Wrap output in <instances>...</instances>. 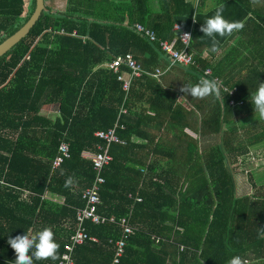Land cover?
<instances>
[{
    "label": "trees",
    "instance_id": "16d2710c",
    "mask_svg": "<svg viewBox=\"0 0 264 264\" xmlns=\"http://www.w3.org/2000/svg\"><path fill=\"white\" fill-rule=\"evenodd\" d=\"M45 3L48 10L30 34L0 59V264L16 259L9 237L46 227L55 234L60 259L34 264H60L78 228L77 213L86 205L83 192L96 179L94 163L83 153H97L105 145L96 132L115 127L126 98L109 69L117 51L121 57L132 55L147 72L133 82L129 114L120 121L126 129L119 128V135L128 147L112 149L113 155L137 148L147 153L126 162L115 157L101 192L99 213L129 218L135 229L121 264H228L233 256L264 264L259 232L264 228V184L255 183L252 193L239 195L235 179L236 168L244 174L254 162L253 148L264 141V120L250 102L264 82V0H200L198 7V0H67L65 10ZM210 3L215 4L211 9ZM220 4L226 20L244 27L218 36L219 51L211 53L200 28ZM256 5L259 11L251 13ZM35 7V0L27 9L26 0H0V44L29 20ZM136 23L155 30L160 40L178 36L172 32L175 23L185 30L194 25L195 64L169 69L170 59L157 42L136 32ZM231 42L238 46L230 48ZM167 68L155 80L149 76ZM202 76L219 82V99L197 100L180 91ZM83 94L91 103L84 114L75 113ZM57 103L61 118L54 122L42 111ZM142 138L144 145L138 144ZM64 144L70 158L56 168ZM69 176L74 184L66 188ZM27 193L32 203L21 202ZM47 194L64 196V204ZM84 227L99 241L77 245L75 264H112L123 228L91 221Z\"/></svg>",
    "mask_w": 264,
    "mask_h": 264
},
{
    "label": "built area",
    "instance_id": "2783aa9c",
    "mask_svg": "<svg viewBox=\"0 0 264 264\" xmlns=\"http://www.w3.org/2000/svg\"><path fill=\"white\" fill-rule=\"evenodd\" d=\"M197 3V7L199 5ZM196 20L194 21V24ZM137 31L147 38L153 44H158L159 38L157 34L151 29L144 25L137 24ZM174 31L177 37L172 40L159 41V47L161 51L167 56L170 61V68L174 66H191L195 64V53L192 51V35H194V25L190 30H185L180 24L175 25ZM190 36V37H189ZM110 69L118 77L119 80L123 82L124 89L129 91L132 88V84L135 80L141 79L147 72L143 70L142 67L138 65L135 58L132 55L126 57H118L112 64H110ZM124 68H128L131 71L129 76L123 74ZM164 72L161 70H156L153 73H149L150 77L159 78ZM208 74H211L210 72ZM127 112V110H126ZM105 145L99 147V153L94 158V169L96 171L95 182L88 187L82 195L85 200L86 205L84 208L80 209L77 213L78 228L76 232L71 236L70 242L66 245V253L62 257L60 264H75L72 257L74 249L77 245H82L88 240L99 241V238L94 235H89L86 232L84 223L86 221H91L97 225H119L123 228V238H120L116 242L115 259L112 264H121L123 258L125 247L127 244V239L135 234V229L129 224V218H123L118 220L116 216L107 217L102 213H99V208L102 205L101 192L107 183L105 177L106 169L113 163L114 155L112 149L114 145L122 144V139L117 134V129L113 128L108 131H101L96 134ZM70 158V149L68 145L64 144L60 150V156L58 157L55 167L60 168L65 160ZM141 201V199H138Z\"/></svg>",
    "mask_w": 264,
    "mask_h": 264
},
{
    "label": "clouds",
    "instance_id": "9594fccd",
    "mask_svg": "<svg viewBox=\"0 0 264 264\" xmlns=\"http://www.w3.org/2000/svg\"><path fill=\"white\" fill-rule=\"evenodd\" d=\"M255 2V0H254ZM224 4L217 6L215 15L207 18L201 25L200 31L210 40L208 51L216 53L219 51L220 41L217 37L233 35L234 32L243 29L244 25L240 22H230L223 16ZM190 37V36H189ZM180 91L185 95L197 100H204L208 97L219 99L221 97V85L215 79L200 77L195 84H183ZM250 102L253 105L254 114L259 119L264 120V82H261L255 93L250 95ZM65 173L61 171L63 176ZM74 178L69 176L65 180L64 186L71 188ZM261 236H264V228H260ZM7 243L14 250L16 259L14 264H34V261L51 260L53 262L60 259L59 245L55 240V234L51 228H44L34 234H22L9 237ZM31 253V254H30ZM228 264H248V261L240 256H233Z\"/></svg>",
    "mask_w": 264,
    "mask_h": 264
},
{
    "label": "crops",
    "instance_id": "0c3cea01",
    "mask_svg": "<svg viewBox=\"0 0 264 264\" xmlns=\"http://www.w3.org/2000/svg\"><path fill=\"white\" fill-rule=\"evenodd\" d=\"M209 9H211V8H213L214 6H215V4L214 3H210L209 5ZM243 9V8H242ZM259 10H258V7H257V5L256 6H252L251 7V9H250V12L251 13H254V12H258ZM236 13H238V14H241L242 13V11H240V8L238 7L237 8V12ZM229 19V18H228ZM249 19V18H248ZM248 19H246V20H244V21H248ZM228 21H230V22H233V21H235V20H233V21H231L230 19L228 20ZM261 23L262 22V19H260V18H256V23ZM137 24H141V25H144V26H146L145 24H143V23H136L135 25H134V28H135V30H136V32L139 34V35H141L138 31H137ZM177 24H179V23H175L174 24V26H173V29H172V32H173V34H175L176 35V33H175V31H174V27H175V25H177ZM147 27V26H146ZM147 28H149V27H147ZM149 29H151V28H149ZM152 31H154L156 34H157V36H159L158 35V33L155 31V30H153V29H151ZM142 36V35H141ZM147 40H149V38H146ZM167 40H172V39H167ZM150 41V40H149ZM159 41L161 42V41H166V40H160L159 39ZM159 41H158V44H159ZM151 42V41H150ZM236 46H238V42H231V45H230V48H233V47H236ZM115 54L116 55H114L115 57H114V61L118 58V57H121V55H120V51H117V52H115ZM92 57V56H91ZM205 59H207V60H209V61H211L212 59H211V57L209 56V55H206L205 56ZM113 61V62H114ZM112 64V63H111ZM109 66V65H108ZM108 66H106L107 67V69H108ZM109 69H110V67H109ZM127 70L125 71V72H123V74L125 73V75L126 76H129L130 74H129V69L128 68H126ZM169 69H171V68H169ZM168 68H167V70H166V72L165 71H162V72H164V74H167L170 70H169ZM111 70V69H110ZM149 72H152V71H149ZM79 76L81 75L82 77H86V74L84 73V72H80V74H78ZM114 75L115 76H117L115 73H114ZM89 77H90V75H89ZM117 79H118V81L122 84V86H123V90H124V92L126 93V98H124V101H123V105L121 106V108H119V118H118V122H117V124L115 125V127H112V128H110V129H113V128H116L117 129V134H118V136L121 138V136L119 135V130L120 129H126V126L124 125V124H120V121H121V119H122V116H126V115H128L129 113H128V111H129V108L128 107H126V104L129 102V99H130V94H131V92H132V88L129 90V91H127V90H125L124 89V84H123V82L122 81H120L119 80V77L117 76ZM152 79H157V78H152ZM84 92V91H83ZM84 99V100H83ZM79 102H81V103H79ZM91 103V99H87V98H85L84 97V94H83V96L81 95L80 97H79V99H78V102H77V107H76V110H75V113H77V112H80L81 114H84L85 113V108H86V106H89V104ZM126 110H127V112H126ZM42 114L44 115V116H46V117H48L49 119H51L52 121H54V122H56L57 120H60V118H61V111H60V105H59V103H57V104H53V105H45V107L43 108V111H42ZM145 122H148V123H150L148 120H146L145 119ZM120 128V129H119ZM109 130V129H108ZM101 131H106V130H100V131H98V132H101ZM98 132H96V134L98 133ZM98 139H100L97 135H95ZM197 136V135H196ZM122 139V141H125V142H122V144H119V145H121V146H123V147H128V141L127 140H124L123 138H121ZM101 140V139H100ZM140 141L138 142V144H143V142H141V141H144V142H146V139H144V138H142V139H139ZM102 141V140H101ZM144 145V144H143ZM115 146H118V145H114V147ZM114 150H115V148H114ZM98 152H99V147H98ZM98 152L97 153H95V152H91V151H89V152H84L83 153V158L85 159V160H88V161H91L92 163H94V158H95V156L98 154ZM141 153H144V154H146L147 152L146 151H144L143 152V150H142V148L140 149V148H137L136 150H131V151H129V152H127V153H124L122 150H118V152H117V150H116V152H114V160H115V157H120V161H122V162H126V161H128V160H130L131 158H137L138 157V155H140ZM114 162V161H113ZM112 165V164H111ZM110 165V166H111ZM109 166V167H110ZM249 166V165H248ZM95 170V169H94ZM107 170V169H106ZM264 171V168H260L259 170H256V171H249V172H246L245 171V173H246V176H250V180L251 181H253L252 182V184L255 186V183H257V184H259V185H262V184H264V176H262L261 175V173ZM96 172V171H95ZM259 172H261V173H259ZM254 173H256L255 175H253ZM253 177V180H252V177ZM141 185V184H140ZM139 185V186H140ZM139 188H141V186L139 187ZM245 194V193H244ZM30 197V195L27 193V194H23V197L21 198V202H23V203H32V202H30L31 201V199L29 198ZM130 197L131 198H133V195H130ZM46 198H50L51 200H53V202H55V203H58V204H64V201H65V197L64 196H49V194H47V196H46ZM26 200H29V201H26ZM137 201H138V199H137ZM142 201V200H141ZM141 201H138V202H141ZM52 216H54L55 214H51ZM138 229H140L138 226H136ZM177 261H178V259H177ZM174 262H172V261H170L169 260V264H173ZM178 263V262H177ZM178 264H180V263H178Z\"/></svg>",
    "mask_w": 264,
    "mask_h": 264
},
{
    "label": "rangeland",
    "instance_id": "374dc122",
    "mask_svg": "<svg viewBox=\"0 0 264 264\" xmlns=\"http://www.w3.org/2000/svg\"><path fill=\"white\" fill-rule=\"evenodd\" d=\"M49 1L51 7L53 8H59L61 10H65L67 8V0H53L51 3ZM30 3V0H26V9L28 8ZM234 90L231 91V93ZM189 134L192 136H196L197 134L194 131H189ZM254 156H252L253 161L252 163L248 164L246 167H244V170L246 172L249 171H256L260 168H264V141L263 144L253 148ZM261 173V172H259ZM254 173L253 175H255ZM262 176H264V171L261 173ZM235 179L237 183L238 188V194L244 195V193H252V191L255 189L254 185L252 184L253 181L250 180V176H246V173H242V168H236V174Z\"/></svg>",
    "mask_w": 264,
    "mask_h": 264
},
{
    "label": "water",
    "instance_id": "95a60500",
    "mask_svg": "<svg viewBox=\"0 0 264 264\" xmlns=\"http://www.w3.org/2000/svg\"><path fill=\"white\" fill-rule=\"evenodd\" d=\"M36 7L29 18V20L11 37L5 39L2 44H0V59L9 54L21 41H23L33 30L36 24L41 19L44 12L48 9L46 7L45 0H35Z\"/></svg>",
    "mask_w": 264,
    "mask_h": 264
}]
</instances>
